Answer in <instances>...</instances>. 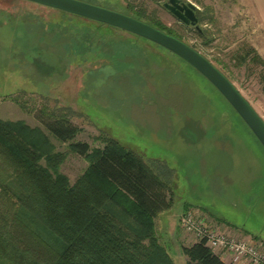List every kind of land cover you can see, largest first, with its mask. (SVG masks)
I'll return each instance as SVG.
<instances>
[{
  "label": "rangeland",
  "instance_id": "obj_1",
  "mask_svg": "<svg viewBox=\"0 0 264 264\" xmlns=\"http://www.w3.org/2000/svg\"><path fill=\"white\" fill-rule=\"evenodd\" d=\"M78 1L118 13L130 6L154 16L223 74L264 122L260 68L236 61L245 47L264 59V34L255 23L258 13L249 15L239 0H188L197 9L202 36L169 15L165 0ZM0 21H24L27 32L47 38L36 44L16 27H0V120L40 129L64 155L59 172L70 186L89 161L41 127L43 110L68 116L80 131L71 143H86L92 153L103 148L104 139L113 140L164 180L173 205L153 219V231L174 264L184 263L169 224L179 216L174 234H190L181 226L188 211L205 225L202 210L264 232V148L190 65L143 38L23 0H0ZM42 57L55 61L53 75L46 76L51 64L43 65Z\"/></svg>",
  "mask_w": 264,
  "mask_h": 264
},
{
  "label": "trees",
  "instance_id": "obj_2",
  "mask_svg": "<svg viewBox=\"0 0 264 264\" xmlns=\"http://www.w3.org/2000/svg\"><path fill=\"white\" fill-rule=\"evenodd\" d=\"M127 11L122 14L177 38L154 16L130 6ZM4 25L36 44L47 41L38 31L27 32L24 21H0ZM245 48L236 61L260 68L264 93V59ZM47 58L42 60L51 64L50 76L56 63ZM41 113V127L58 142L70 143L89 168L70 186L59 172L64 155L40 129L0 120V264H174L153 231V219L173 205L164 180L113 140L104 139L103 148L92 153L86 143H71L80 131L68 116ZM180 252L186 264H224L204 239Z\"/></svg>",
  "mask_w": 264,
  "mask_h": 264
},
{
  "label": "water",
  "instance_id": "obj_3",
  "mask_svg": "<svg viewBox=\"0 0 264 264\" xmlns=\"http://www.w3.org/2000/svg\"><path fill=\"white\" fill-rule=\"evenodd\" d=\"M43 7L51 8L89 21L121 30L150 41L179 57L200 75H202L227 101L236 114L245 123L255 138L264 148V122L251 105L227 78L221 74L208 60L180 40L162 33L152 26L122 13L114 12L99 6L78 0H23ZM166 6L176 18L186 26L198 30L197 18L193 4L179 6V0H168ZM178 9L183 14L175 11Z\"/></svg>",
  "mask_w": 264,
  "mask_h": 264
},
{
  "label": "crops",
  "instance_id": "obj_4",
  "mask_svg": "<svg viewBox=\"0 0 264 264\" xmlns=\"http://www.w3.org/2000/svg\"><path fill=\"white\" fill-rule=\"evenodd\" d=\"M239 3L243 7V9L250 14L249 11H255L258 13L259 16H257L255 23L257 24L258 28L262 31L264 34V0H239ZM253 17V16H250ZM170 210L160 213L158 216H161L164 213H168ZM203 214L207 216L206 221L208 222L207 227L215 232L220 234H226L227 236L231 238H237V239H246L250 241H254L255 243H260L264 246V232H255V231H248L244 227L237 226L233 222L226 220L222 217H212L209 215L206 210H202ZM178 220H175V222H172V225L169 224V230L172 231L171 236L174 239L176 247V255L179 256L180 259H182L183 263L186 264L187 260L185 257L181 255L180 248L182 247H189L194 245L197 240L192 234H184L180 233V235L174 234L175 233V227L178 225ZM214 254L218 255V257L222 260L224 264H251L247 260H238L234 261L229 255L213 251Z\"/></svg>",
  "mask_w": 264,
  "mask_h": 264
},
{
  "label": "built area",
  "instance_id": "obj_5",
  "mask_svg": "<svg viewBox=\"0 0 264 264\" xmlns=\"http://www.w3.org/2000/svg\"><path fill=\"white\" fill-rule=\"evenodd\" d=\"M181 226L197 241L204 239L212 251L223 252L234 261L247 260L251 264H264V246L260 243L249 244L224 234L212 232L207 225L199 222L197 217L189 211L183 215Z\"/></svg>",
  "mask_w": 264,
  "mask_h": 264
},
{
  "label": "flooded vegetation",
  "instance_id": "obj_6",
  "mask_svg": "<svg viewBox=\"0 0 264 264\" xmlns=\"http://www.w3.org/2000/svg\"><path fill=\"white\" fill-rule=\"evenodd\" d=\"M154 2L158 3V2H160V1H158V0H154ZM186 3H189L188 0H179L178 5H179V6H182L183 4H186ZM166 6H169L168 0H165V2L162 3V8H163L166 12H168L169 15H171V16H172L177 22L183 24L181 21H179V20L176 18V16H175L170 10L167 9ZM196 10H197V9H196ZM196 10L194 11V14H195V17L197 18V22H198L199 19H198V17H197V13H196L197 11H196ZM175 11H177V12L183 14V12L179 11L178 9H175ZM183 25H185V24H183ZM185 26H186V25H185ZM189 26H190V25H189Z\"/></svg>",
  "mask_w": 264,
  "mask_h": 264
}]
</instances>
